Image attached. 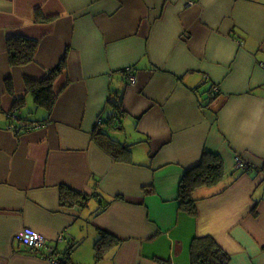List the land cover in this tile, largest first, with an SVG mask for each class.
<instances>
[{
	"label": "crops",
	"instance_id": "0c3cea01",
	"mask_svg": "<svg viewBox=\"0 0 264 264\" xmlns=\"http://www.w3.org/2000/svg\"><path fill=\"white\" fill-rule=\"evenodd\" d=\"M14 37L37 42L31 61L10 63ZM63 58L48 111L25 78ZM204 153L221 174L192 190L190 214L179 182ZM62 186L88 199L61 203ZM24 228L69 264H190L205 236L228 264H264V0H0V264H52ZM100 231L119 242L96 261Z\"/></svg>",
	"mask_w": 264,
	"mask_h": 264
},
{
	"label": "trees",
	"instance_id": "16d2710c",
	"mask_svg": "<svg viewBox=\"0 0 264 264\" xmlns=\"http://www.w3.org/2000/svg\"><path fill=\"white\" fill-rule=\"evenodd\" d=\"M7 42V54L11 64H24L31 61L34 58V52L36 51L37 42L35 40H29L22 37H14L6 40ZM64 58L58 63V66L49 71L45 77L36 80L31 78H25V84L27 90L30 91L33 97V101L37 105L44 106L48 111L52 108L57 93L53 90V80L59 73L63 72ZM23 99H18L15 102L19 103ZM15 103V104H16ZM118 107V106H117ZM119 108V107H118ZM118 110V109H117ZM96 142L108 151L114 158L120 157L121 151L115 141L110 136L103 134L100 130L93 134ZM126 150V156L128 155V149L126 146L122 147ZM202 161L194 169L186 172L181 178L178 187V204L190 214L195 211L192 190L197 186L203 184H211L219 179L221 174V166L219 159L214 154H203ZM87 192L74 191L64 186L60 189V202L61 203H75L83 204L88 199ZM101 210V209H100ZM99 210V211H100ZM100 236L96 239L94 244V258L96 261L102 259L106 248L113 244H117L119 239L113 235L100 231ZM190 252V264H228L229 255L222 250V248L215 243V241L207 236L194 237L189 247ZM161 264H171L168 260H159ZM69 264V263H68Z\"/></svg>",
	"mask_w": 264,
	"mask_h": 264
},
{
	"label": "built area",
	"instance_id": "2783aa9c",
	"mask_svg": "<svg viewBox=\"0 0 264 264\" xmlns=\"http://www.w3.org/2000/svg\"><path fill=\"white\" fill-rule=\"evenodd\" d=\"M131 69H126L123 73L125 74L128 82L130 84H133L135 82V77L131 73ZM216 91V86L212 88V93ZM117 116L114 115L113 119H115ZM101 122V120H98L97 123ZM9 128L14 131H29L36 126L38 127V123H26L23 121H10ZM234 165L237 169L239 168H245L247 167L245 160L240 156L236 155L234 157ZM18 240L25 244L27 247L30 248L32 251L41 252L43 257L50 261L52 264H68V258L64 254H58L55 251V246L53 244L48 243L46 241L45 237L42 234H39L38 232H35L34 230L30 228H24L19 234H17Z\"/></svg>",
	"mask_w": 264,
	"mask_h": 264
}]
</instances>
